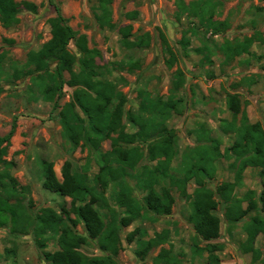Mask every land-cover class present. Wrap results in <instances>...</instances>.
Masks as SVG:
<instances>
[{"label":"rangeland","instance_id":"1","mask_svg":"<svg viewBox=\"0 0 264 264\" xmlns=\"http://www.w3.org/2000/svg\"><path fill=\"white\" fill-rule=\"evenodd\" d=\"M27 1L38 6L37 13L24 8L23 3ZM196 1L199 0H184L186 4ZM213 1L216 4L215 19L226 21L228 25L218 35L202 29L198 21L187 15L180 18L177 0H114V30L99 27L93 15L94 2L90 0H16L20 5L19 23L5 28L0 22V57L4 59L3 70L6 73L0 95V136H7L15 125L4 159L14 164L10 173L17 182L14 186L8 179L3 180L5 187L0 188V264H47L45 253L59 250L55 230L58 225L50 224L47 210L52 209L59 214L63 208L70 211L71 199L44 187L43 161L54 164L60 180L66 162H71L78 170L90 165L93 178L99 171L98 162L112 150L111 140L103 142L99 151H92L83 143L74 148L64 136L59 119L61 109L53 111L52 103L31 91L30 77L19 80L11 77L16 66L26 63L30 51L40 49L50 40L49 20L56 16L55 6L61 8L76 32L87 37L90 48L102 52L97 63L108 73L107 79L117 83L127 96L126 112H138L137 97L141 89L169 98L177 71L185 74L186 84L176 95L183 100L182 110L167 123L177 136L178 157L173 163L176 173L183 174L187 168L197 164L200 158L195 148H208L210 139L220 142L223 153L235 142L233 133L224 134L220 129L223 120H233V114L227 108L228 94H240L242 110L249 121L261 123L264 129V0ZM127 26L132 28L133 40L148 35L150 45L141 50L124 49L120 30ZM162 37L176 55L177 62L173 67L167 64L170 56ZM184 38H189L191 43L187 50L181 44ZM246 39L253 41L249 54L237 57L231 63L216 54L212 64H207L203 55L196 52L206 46L216 50L225 42L236 44ZM71 51L78 54L73 44ZM65 76L70 78L68 73ZM75 91L76 88L65 87L61 107L71 102ZM241 120L242 115H239L238 123ZM124 123L128 125L127 117ZM136 145L145 152L138 168L148 166L151 169L156 163L148 160L147 145ZM236 166L239 163L225 154L215 163V177L206 181L207 187L216 191L222 183L234 182ZM263 181L259 170L247 169L236 195L243 197L248 191H253L258 200ZM162 184L170 186L169 182ZM130 187L133 196L142 201L144 193L134 181H130ZM195 188L196 184L190 183L188 193H193ZM110 194L112 192L108 191L107 195ZM172 194L176 204L171 215L158 216L144 211L141 219L130 227L122 228L121 250L116 258L119 264H155V259L162 253L172 260L170 264H264L263 235L254 244L255 254L246 252L245 248L248 239L245 227L257 215L256 212L236 224H230L225 217V207L221 206L217 211L222 220L221 236L210 243L199 238L190 223L189 201L175 187ZM110 205L118 214H125L111 198ZM70 219L75 220L76 216L71 213ZM75 231L88 237L83 223ZM134 231L138 232L137 236L134 242H130L128 237ZM164 231L169 235L166 240H161L158 235ZM140 235L144 241L154 242L145 258L136 255ZM209 243L217 246V263L209 258L206 250ZM80 251L88 258L109 254L91 239Z\"/></svg>","mask_w":264,"mask_h":264},{"label":"trees","instance_id":"2","mask_svg":"<svg viewBox=\"0 0 264 264\" xmlns=\"http://www.w3.org/2000/svg\"><path fill=\"white\" fill-rule=\"evenodd\" d=\"M90 1L94 2L93 15L99 27L114 30V0ZM177 5L180 18L187 15L195 19L202 29L212 35H218L227 29L226 21L215 19L217 13L213 0H199L190 4L177 0ZM23 6L32 13L38 11L35 3L27 1ZM55 9L56 16L49 20L50 40L40 49L30 51L26 63L16 66L11 77L15 80L30 77L31 91L52 103L53 111L61 109L59 119L62 130L74 148L83 143L90 150L99 151L103 142L111 140L112 150L104 160L98 162L99 171L93 178L90 176V165L78 170L71 162H66L60 180L54 164L43 161L44 187L71 199L70 211L63 208L59 214L52 209L47 210L50 224L58 225L55 230L59 246V250L45 253L47 264H119L116 258L121 250L122 228L130 227L141 219L144 211L158 216L171 215L176 204L172 194L174 187L190 203L189 221L197 236L210 243L221 236L222 220L217 215L221 206L225 207V217L230 224H236L250 213L256 212L257 215L245 227L248 235L246 252L255 254L254 244L260 235L264 236V181L258 200L253 191L238 197L236 190L248 168L259 169L260 176L264 178V129L261 123L252 124L249 121L246 112L242 110L241 95H227V108L233 114V120H223L220 125L224 134L233 133L236 136L232 146L223 153L220 142L215 138L210 139L208 148H195L200 158L198 163L187 168L183 174H178L173 167L178 157L177 136L167 123L174 114H180L182 110L183 100L176 95L186 84L185 74L177 71L169 98L164 99L141 89L137 97L138 112H126L127 96L117 83L107 79L108 73L97 63L102 58V52L97 48H90L87 37L69 25L61 8L55 6ZM19 12L20 5L16 0H0V22L5 28L19 23ZM120 34L121 45L126 50H141L150 45L148 35L133 40L131 26L122 28ZM162 41L170 56L167 64L173 67L177 62L176 55L164 37ZM72 44L77 55L71 51ZM181 44L187 50L191 43L189 38H184ZM252 45L251 39L236 44L228 41L216 47V50L206 46L196 52L203 55L204 63L207 64H212V58L216 54L224 56L225 61L231 63L237 57L249 54ZM3 60L0 57V95L6 74ZM66 73L70 75L69 79L66 78ZM66 86L76 88V91L71 102L61 107ZM239 115H242L240 123L237 121ZM125 117L129 121L128 125L124 123ZM14 133L15 125L7 136H0V167H3L0 170V188L5 187L3 180L5 182L6 179L14 183V186L17 185L10 173L14 164L4 159ZM137 143L147 145V158L151 163H156L151 169L148 166L138 168L145 152ZM187 151L182 155V164ZM225 154L239 163L236 166V178L234 182L222 183L213 191L207 187L206 181L215 177V163ZM130 181H134L144 193L142 201L133 196ZM162 182H169L170 186L163 185ZM192 182L196 184V188L189 194L187 187ZM108 191L112 192L109 196ZM110 198L118 208L124 210V215L118 214L111 207ZM71 213L76 216L75 220L70 219ZM81 223L84 224L88 237L75 231ZM137 233H131L128 241L134 242ZM168 235V231H164L158 237L166 240ZM142 238L140 235L137 239L136 255L139 258H145L154 246L153 241H144ZM89 239L97 241L99 248L109 254L104 257H86L80 249L88 244ZM210 243L206 250L212 262L217 263V246ZM171 262L169 256L163 253L155 259V264Z\"/></svg>","mask_w":264,"mask_h":264},{"label":"crops","instance_id":"3","mask_svg":"<svg viewBox=\"0 0 264 264\" xmlns=\"http://www.w3.org/2000/svg\"><path fill=\"white\" fill-rule=\"evenodd\" d=\"M138 105H139V100H138ZM249 169V168H248ZM252 169V168H251ZM257 170H259V169H257ZM260 171V170H259Z\"/></svg>","mask_w":264,"mask_h":264}]
</instances>
